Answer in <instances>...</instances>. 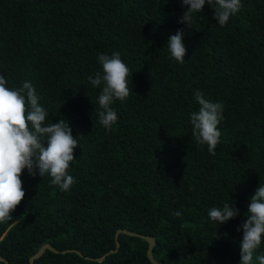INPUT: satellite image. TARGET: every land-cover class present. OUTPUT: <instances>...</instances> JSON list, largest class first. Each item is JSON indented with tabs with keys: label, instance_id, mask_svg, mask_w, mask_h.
I'll return each instance as SVG.
<instances>
[{
	"label": "trees",
	"instance_id": "16d2710c",
	"mask_svg": "<svg viewBox=\"0 0 264 264\" xmlns=\"http://www.w3.org/2000/svg\"><path fill=\"white\" fill-rule=\"evenodd\" d=\"M221 27L205 5L191 29L180 0H0V75L9 88L32 83L47 122L66 119L80 147L61 191L51 177L24 170L25 199L0 223V255L10 264H240L250 197L264 182V0H242ZM185 28V62L170 58V35ZM119 52L132 92L116 100L111 131L99 122L101 89L87 80L98 55ZM225 106L213 156L192 136L195 90ZM234 203L240 214L219 225L208 210ZM182 217H176L175 211ZM76 248L61 252L62 249ZM264 253V243L255 255ZM254 264H258L255 260ZM0 264H6L0 260Z\"/></svg>",
	"mask_w": 264,
	"mask_h": 264
},
{
	"label": "clouds",
	"instance_id": "9594fccd",
	"mask_svg": "<svg viewBox=\"0 0 264 264\" xmlns=\"http://www.w3.org/2000/svg\"><path fill=\"white\" fill-rule=\"evenodd\" d=\"M180 3L185 10L178 22L187 29L192 28L195 14L203 12L206 4L212 8L213 19L221 27L243 8L242 0H180ZM185 35V28L177 30L166 45L170 58L180 64L185 62L187 54ZM97 59L101 70L89 75L87 80L101 89L98 109L95 105L94 110L100 124L111 131L119 119L113 104L116 100L124 102L130 96L129 77L133 80V73L119 52L101 53ZM194 98L199 109L190 113L193 139L202 149L206 146L214 156L222 135L218 126L225 118V106L206 98L199 89L195 90ZM48 116L32 83L25 81L22 87L9 88L8 80L0 75V223L12 221V213L26 197L21 179L25 169L33 177L37 174L42 178L50 176L51 185L64 192L70 191L76 183L69 169L77 159L74 150L80 147L77 136L73 135L66 119L49 124ZM239 214L234 203L208 210V218L219 225ZM174 215L182 217L183 213L178 210ZM245 215L247 219L237 229L243 230L240 264H254V255L264 243V182L250 197ZM255 260L264 264V253L255 255Z\"/></svg>",
	"mask_w": 264,
	"mask_h": 264
},
{
	"label": "water",
	"instance_id": "95a60500",
	"mask_svg": "<svg viewBox=\"0 0 264 264\" xmlns=\"http://www.w3.org/2000/svg\"><path fill=\"white\" fill-rule=\"evenodd\" d=\"M122 232V233H126V234H129V235H137V236H141L143 238H145L148 242V246H147V249H146V254H147V257H148V262L149 263H154V264H164L160 261H158L157 259H155V257L153 256L152 254V249H153V246L156 242V239L154 236L152 235H146V234H142V233H139V232H134V231H131L129 229H126V228H118L115 232V247L110 249L109 251H107L106 253L104 254H101L99 256H96V257H92V256H89V255H84V257L86 258H91V259H95V260H98V261H101L105 254L109 253V252H114L118 249V246H119V239H118V234ZM45 249H50L54 252H58L59 250L54 247L50 242L48 241H45L43 244H41L39 246V248H37L36 250H33L31 252V255L29 256V263L30 264H36L35 262V258L39 257ZM67 250H74L76 251L77 253L79 254H82L81 251L79 249H76V248H68V249H62L60 250L61 252H65ZM0 260H3L6 264H10L3 256L0 255Z\"/></svg>",
	"mask_w": 264,
	"mask_h": 264
}]
</instances>
